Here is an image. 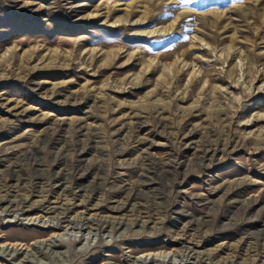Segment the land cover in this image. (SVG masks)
<instances>
[{
    "label": "rangeland",
    "instance_id": "obj_1",
    "mask_svg": "<svg viewBox=\"0 0 264 264\" xmlns=\"http://www.w3.org/2000/svg\"><path fill=\"white\" fill-rule=\"evenodd\" d=\"M0 264H264V0H0Z\"/></svg>",
    "mask_w": 264,
    "mask_h": 264
}]
</instances>
